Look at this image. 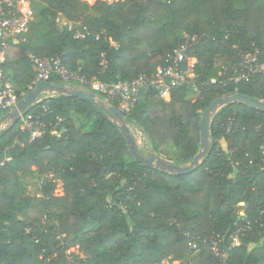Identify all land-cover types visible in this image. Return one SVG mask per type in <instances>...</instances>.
Masks as SVG:
<instances>
[{
	"label": "trees",
	"instance_id": "trees-1",
	"mask_svg": "<svg viewBox=\"0 0 264 264\" xmlns=\"http://www.w3.org/2000/svg\"><path fill=\"white\" fill-rule=\"evenodd\" d=\"M41 1L27 33L7 50L4 67L22 98L36 74L32 54L58 56L89 79L132 80L166 65L186 35L196 36L189 84L172 88L169 101L148 88L122 113L147 146L171 144L166 162H189L199 151L198 123L215 99L236 92L264 99V73L228 80L240 54L257 48L264 63V0ZM58 14L79 24L56 22ZM34 35V47L22 42ZM49 82L93 92L56 77ZM29 111L43 122L39 140L29 141L17 119L0 130V264H43L75 247L79 264H264V109L221 107L208 153L185 174L134 158L127 121L74 94L57 91ZM76 116L91 128L77 125ZM50 173L62 181L61 194ZM27 177L37 180L33 195L25 194Z\"/></svg>",
	"mask_w": 264,
	"mask_h": 264
},
{
	"label": "built area",
	"instance_id": "built-area-1",
	"mask_svg": "<svg viewBox=\"0 0 264 264\" xmlns=\"http://www.w3.org/2000/svg\"><path fill=\"white\" fill-rule=\"evenodd\" d=\"M29 2L30 0H0V116L12 110L25 93L16 91L15 83L4 66L9 46L18 43L29 29L31 22ZM80 36L82 33H75V37ZM195 43V35H186L184 41L169 55L167 64L159 67L154 73H140L132 80L119 79L112 82L89 79L79 71L70 70L58 56L41 57L32 54L29 57L36 74L27 85L26 91H32L40 81H49V78L56 77L66 84L89 86L93 92L100 94L105 102H114L121 113H127L148 88H154L162 99L169 101L172 88L189 84L196 61L189 55V50ZM258 73H264V63L259 61L258 50L254 48L249 55L240 54L235 73L228 80L237 83ZM52 95V92L41 93L33 104L19 112L17 120L20 123V130L28 134L29 141L39 140L44 134V128L40 116L34 115L31 111L27 112V109L48 101ZM55 119L54 129L59 126L60 129L56 133L60 134L65 128L60 117ZM231 238L235 244L238 243L237 234H233ZM216 240L219 242L220 237Z\"/></svg>",
	"mask_w": 264,
	"mask_h": 264
},
{
	"label": "water",
	"instance_id": "water-1",
	"mask_svg": "<svg viewBox=\"0 0 264 264\" xmlns=\"http://www.w3.org/2000/svg\"><path fill=\"white\" fill-rule=\"evenodd\" d=\"M59 91L64 94H74L81 99H84L91 103V105L97 109L102 110L106 114H111L115 120L123 122V114L116 108L114 105H110L101 99L95 92L87 91L82 88H72L70 85H65L62 87H56L49 81H40L37 83L35 88L30 91L25 97L21 98L16 106L3 114L0 117V123H2L5 119H17L19 112L25 110L31 104H33L38 96L43 92H52L55 93ZM245 103L253 108L264 109V99H259L255 97H251L248 95H244L242 93L236 92L228 95H223L217 99H215L210 106L204 109L202 115L200 117L198 128H199V151L193 156V158L189 161L187 165H178L173 162H166L162 157L151 152L147 157L142 156L138 150L136 149V145L132 140V136L128 130L124 132L126 139L130 144V154L140 160L142 163L148 164L155 168H159L163 171H168L172 173H188L190 170L198 167L206 154L208 153L211 146L210 139V125L212 121V117L215 113L223 106L229 103ZM11 120V119H10ZM117 123V122H116ZM5 128L2 129L1 132H4Z\"/></svg>",
	"mask_w": 264,
	"mask_h": 264
},
{
	"label": "rangeland",
	"instance_id": "rangeland-1",
	"mask_svg": "<svg viewBox=\"0 0 264 264\" xmlns=\"http://www.w3.org/2000/svg\"><path fill=\"white\" fill-rule=\"evenodd\" d=\"M86 1L89 4H92L96 0H86ZM105 1L110 3V2L117 1V0H105ZM29 3H30L29 8L31 10L30 19L33 20L34 17L37 15L38 11L41 10L42 7L44 6V3L41 0H30ZM56 22L67 23L69 27H74L73 26L74 22L67 20L65 18V16L62 14H58V16L56 18ZM78 24L79 23L76 22L74 25L77 26ZM27 36L22 39V42H27L30 47H34L35 45L39 44V37L37 35H34L29 39ZM245 54L249 55L251 53H245ZM218 73H220L219 70H218ZM53 95H54V93H53ZM127 117H128V115L123 114V121H127V123H125L126 129L131 134L132 140L134 141V143L136 145V149L138 150V152L144 157H147L151 152H153L154 154H156L160 157L164 156L163 155L164 151L169 149L171 147V144L168 143L166 145H159L156 148L147 146L148 142L146 140L145 135L142 133V131L139 129V127L135 123L129 122V120L126 119ZM75 122L77 125L81 124V126L84 127L85 129H90L91 124H92V123L85 124L84 122L81 121V119L78 116L75 117ZM10 123H11L10 119H5L2 123H0V130L6 128ZM220 147L225 148V142H221ZM188 163L189 162H185V163L181 162L178 165H187ZM48 178H51L53 181H55L54 193L55 194H61L62 193V181L60 179L56 178V176L53 173H50L48 175ZM23 181L30 183L26 187L25 194L26 195H33L35 193V190L37 189V186H38L36 184L37 180L35 178H28L27 177V178H23ZM81 258H82V253L78 252L76 247H75V248H71V249L67 250L63 254L62 257L54 255L52 257L44 258L43 264L52 263L53 261H51V259L52 260L56 259L54 261H56L57 264H79V260ZM161 263L168 264V262L166 260H163ZM170 264H179V262L175 261V262H171Z\"/></svg>",
	"mask_w": 264,
	"mask_h": 264
}]
</instances>
